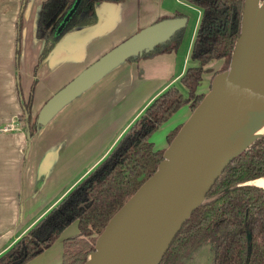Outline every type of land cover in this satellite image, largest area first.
<instances>
[{
  "label": "trees",
  "instance_id": "trees-1",
  "mask_svg": "<svg viewBox=\"0 0 264 264\" xmlns=\"http://www.w3.org/2000/svg\"><path fill=\"white\" fill-rule=\"evenodd\" d=\"M95 1L103 0L40 1L34 36L42 40V45L33 69L64 32L94 23ZM182 1L198 9L188 49V59L196 64L186 65L175 83L166 85L145 103L94 165L0 252V264L27 263L46 250L71 221L76 222L79 235L62 237L60 264H83L107 220L155 171L162 159L163 148L154 147L151 133L182 104L191 111L199 103L204 94L197 88L202 65L207 60L222 61L212 76L226 69L238 37L243 1ZM24 2L20 0L15 20V65ZM173 15L182 16L177 11ZM182 28L174 29L168 38L142 50L139 55L125 59L135 60L150 53L173 50L180 41ZM15 91L20 107L18 119L25 124L27 140L41 125L35 122V115L28 121L31 91L23 99L17 76ZM181 123L164 134L167 143ZM237 151L222 165L202 198L180 222L156 264H185L186 257L200 243L209 246V264H263L264 188L250 182L264 177V132Z\"/></svg>",
  "mask_w": 264,
  "mask_h": 264
},
{
  "label": "crops",
  "instance_id": "crops-1",
  "mask_svg": "<svg viewBox=\"0 0 264 264\" xmlns=\"http://www.w3.org/2000/svg\"><path fill=\"white\" fill-rule=\"evenodd\" d=\"M40 1L23 4L15 65L20 0H0V252L94 165L149 99L175 83L189 60V44L181 52L176 46L124 59L62 104L26 140L25 124L18 119L16 76L23 99L31 91V118L52 92L107 48L174 12L164 0L95 1L94 23L64 32L33 69L42 45L34 36ZM188 109L182 104L155 131L163 129L164 136L186 120ZM163 141L162 148L165 136ZM74 223L76 230L60 232L41 252H47L42 260L40 253L25 264H60L62 237L79 235ZM48 250H56L59 260L51 259Z\"/></svg>",
  "mask_w": 264,
  "mask_h": 264
},
{
  "label": "water",
  "instance_id": "water-1",
  "mask_svg": "<svg viewBox=\"0 0 264 264\" xmlns=\"http://www.w3.org/2000/svg\"><path fill=\"white\" fill-rule=\"evenodd\" d=\"M242 1L238 37L234 41L226 69L214 74L211 78L208 101L205 100L207 94L203 95L186 120L181 123L171 140L163 148L162 159L155 171L107 220L96 236L93 251L88 254V258L83 264H118L130 247L139 244L138 228L144 223H150L152 218L159 220L165 215L163 201L170 194L178 174L184 172V181L189 184L194 180L191 170L185 168L186 157L189 155L196 157L200 154V150L210 148L212 144L220 147L229 144L231 138L235 136V127L229 121H223L222 117L242 122L246 118L248 103L253 97L257 94L264 98L259 95V92L248 88L246 84V76L249 71L252 72L249 66L257 53L254 48L259 41L255 18L256 8L260 1L264 8V0ZM184 21L183 16L176 15L158 18L107 48L42 102L35 114V122L43 125V122L62 104L91 85L110 67L130 55H139L142 50L150 49L157 42L168 38L174 29L184 25ZM248 142L249 140L245 144ZM243 146L231 150L232 152L224 158L219 170L207 182L199 200L212 178L221 170L222 165ZM195 205L191 206L187 213L180 218L168 240Z\"/></svg>",
  "mask_w": 264,
  "mask_h": 264
},
{
  "label": "bare ground",
  "instance_id": "bare-ground-1",
  "mask_svg": "<svg viewBox=\"0 0 264 264\" xmlns=\"http://www.w3.org/2000/svg\"><path fill=\"white\" fill-rule=\"evenodd\" d=\"M256 28L258 29L259 41L255 45V51H264L260 42L264 40V8L259 4L256 8ZM262 64L264 65V52L262 53ZM258 74V73H257ZM247 87L264 95V73L248 72L246 76ZM208 93L205 100L208 101ZM245 120L240 121L232 118H223L235 127V136L226 146L212 144L210 148L200 150L198 156H187L185 168L190 169L194 180L189 184L185 182L184 172H180L168 197L163 201L165 215L162 219L152 218L150 223H144L138 228L139 244L132 246L124 253V258L118 264H155L163 246L169 238L170 233L188 211L199 200L203 189L207 186L210 177L218 170L224 158L233 149L245 144L252 137L264 132V98L258 96L248 103ZM252 184L264 188V177L252 181Z\"/></svg>",
  "mask_w": 264,
  "mask_h": 264
},
{
  "label": "rangeland",
  "instance_id": "rangeland-1",
  "mask_svg": "<svg viewBox=\"0 0 264 264\" xmlns=\"http://www.w3.org/2000/svg\"><path fill=\"white\" fill-rule=\"evenodd\" d=\"M164 1L166 3L167 7L171 10V12H173V11L180 12L183 16V19L185 20L182 31H181V35H180L181 38L177 44L178 50L181 52L182 50L185 49V47L188 44L190 45V41L192 38L191 35L194 31V28L196 26V22L198 20L197 19L198 9L193 7L190 4L188 5V4L184 3L182 0H164ZM261 2L262 1H260L258 3L262 4ZM260 44H261L262 49L264 50V40L262 42H260ZM263 52L264 51H260V52L257 51V53H255V56L253 57L252 62L249 66V68H251L252 73H256L257 76L264 73V65L261 62L262 57H263V54H262ZM187 64L194 65V64H196V62L192 61V60L191 61L187 60ZM221 64H222L221 60L210 59V60H207V62L202 65L203 72L201 73V78H200V81L198 84L199 87L197 88V91H200L204 95L208 94V92L210 91V88H211L210 81L212 78V74L219 69ZM67 81H65V82H67ZM64 83H62V85ZM259 95L264 96L261 93H259ZM188 112L190 113L189 109H188ZM188 112H186V113H188ZM172 117H176V113ZM30 119L31 118L29 117L28 121H30ZM163 132H164L163 129H161L159 131H155V133H153V135H152L153 139H151V137H150V139L153 141L154 147H156L157 149L162 148L161 145L164 142L163 141L164 136H162L161 133H163ZM256 136H259V135H256ZM256 136H254V137H256ZM71 228L76 230L74 222H69L62 229L61 232L69 231V230H71ZM59 238H60V236L57 238V240L55 242H58V240H60ZM46 253H41V255H38L39 256L38 258L42 257L40 259V260H42L43 256H44L42 254H46ZM48 256L51 257V259H53L52 256H54L56 258V260H59V258H60L59 253L56 250L55 251L54 250H48ZM210 258H211V252L209 250L208 244L200 243V244L196 245V247L194 248L193 251L190 252V254L186 257L184 262H185V264H209Z\"/></svg>",
  "mask_w": 264,
  "mask_h": 264
}]
</instances>
